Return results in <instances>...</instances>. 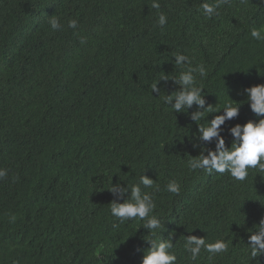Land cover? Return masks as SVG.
Returning a JSON list of instances; mask_svg holds the SVG:
<instances>
[{
	"label": "trees",
	"instance_id": "obj_1",
	"mask_svg": "<svg viewBox=\"0 0 264 264\" xmlns=\"http://www.w3.org/2000/svg\"><path fill=\"white\" fill-rule=\"evenodd\" d=\"M202 2L160 0L168 17L161 30L151 0H0V167L8 169L0 264H98L99 256L103 264H141L148 231L114 218L108 191L141 174L162 189L155 211L162 238L174 236L177 264H249L245 244L264 217V177L252 170L238 182L191 171L197 126L149 87L163 72L178 75L174 54L183 52L208 70L197 77L207 104L241 105L222 126L226 146L228 128L258 120L243 90L264 84V41L249 34L264 24V0H233L212 20L196 11ZM52 15L62 30H51ZM158 86L161 95L176 90L171 81ZM172 179L179 196L163 191ZM188 235L224 239L229 252L208 261L202 251L192 262L183 252Z\"/></svg>",
	"mask_w": 264,
	"mask_h": 264
},
{
	"label": "clouds",
	"instance_id": "obj_2",
	"mask_svg": "<svg viewBox=\"0 0 264 264\" xmlns=\"http://www.w3.org/2000/svg\"><path fill=\"white\" fill-rule=\"evenodd\" d=\"M245 0H241L244 3ZM233 0H203L196 11L206 20L220 16V10L231 7ZM151 8L157 10V26L163 30L168 22L165 13L159 11L160 0H151ZM52 31H60L63 28L60 18L52 15L48 18ZM67 28L76 30L77 19H69ZM250 36L254 41H264V24L250 29ZM80 42H86L81 37ZM194 57L183 52L174 54V65L179 70L178 75L169 76L162 73L150 85L151 93L157 94L162 102L169 106L175 114L185 113L190 115L191 121L195 122L197 132L193 137L197 141L193 145L199 148V155L191 156L187 161L188 168L193 171H202L209 175L212 173L224 174L238 182H244L250 171L255 170L257 174L264 177V84H257L243 90L246 102L251 112L258 120H249L244 124H235L228 128V134L232 137L230 147L226 146L225 137L222 135L226 121L238 118L240 104L232 103V99L226 101L220 108L207 104L203 94L204 89L198 86L197 77L206 78L208 70L203 63L193 66ZM171 81L176 90L171 94L161 95V82ZM195 110L189 113V109ZM215 114L209 120L207 117ZM203 122V123H201ZM214 144V149L209 145ZM145 172V171H144ZM143 172V173H144ZM8 176V169L0 167V180ZM151 189V191H147ZM108 191L114 199L110 203V213L120 223L128 221H141L142 227L148 231L149 238L146 240L149 247L144 250L141 264H177L178 256L172 235L162 238L165 231L163 218L156 213L155 194L162 191L159 184L146 174H141L135 183L117 182L111 183ZM163 191L179 196L182 191L181 183L172 179L165 185ZM123 201V202H120ZM16 217L12 216L11 221ZM256 229L248 236L245 244V256L249 264L253 260L264 256V217L256 225ZM207 253L206 259L212 261L229 252V243L224 239H216L208 242L205 237L188 235L183 242V252L188 254L187 258L196 262L202 259L201 253ZM100 257V256H99ZM96 257L98 264L103 261Z\"/></svg>",
	"mask_w": 264,
	"mask_h": 264
}]
</instances>
